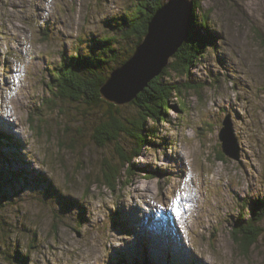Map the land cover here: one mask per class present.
<instances>
[{
	"label": "rangeland",
	"instance_id": "1",
	"mask_svg": "<svg viewBox=\"0 0 264 264\" xmlns=\"http://www.w3.org/2000/svg\"><path fill=\"white\" fill-rule=\"evenodd\" d=\"M146 1L0 0V128L23 148L4 146L16 158L0 167L24 176L0 183V264H20L6 260L17 249L28 264H110L119 255L131 264H264V220L249 249L233 235L237 221L250 218L251 202L264 201V0H200L216 47L189 77H164L197 87L173 96L170 122L155 125L139 157L126 133L101 146L107 104L102 110L55 97L63 54L121 39L116 23ZM135 103L115 106L133 119L142 113ZM226 118L238 161L220 160ZM123 148L132 157L125 167ZM112 164L123 169L117 192L104 182ZM132 165L133 175L125 172Z\"/></svg>",
	"mask_w": 264,
	"mask_h": 264
},
{
	"label": "trees",
	"instance_id": "2",
	"mask_svg": "<svg viewBox=\"0 0 264 264\" xmlns=\"http://www.w3.org/2000/svg\"><path fill=\"white\" fill-rule=\"evenodd\" d=\"M193 2L195 5V13L192 18L187 41L180 47L178 53L174 55L175 63L168 65L161 75L152 80L145 91L140 93L137 100L134 101L142 110L138 118L124 119L120 115L122 114L120 108H116L114 104L107 103L102 99L100 89L114 69L126 63L134 53L135 48L143 41L147 34L149 22L165 3V0H147L145 6L139 5L140 7L136 11L128 13L129 16L126 14L122 19H119V22L116 24L120 26L121 39L116 37L111 39L109 37H103L100 40L92 42L85 54L81 51H76L74 56L71 57L63 54L62 61L56 68V74L52 79L51 87L57 90L55 97L70 102L85 103L88 106L102 110L104 103L109 106L102 113L101 133L104 136L100 140L101 146L117 142L120 140L119 136L122 133H126L136 140L135 146L131 149L133 157L141 156L143 148L149 141L148 138L155 137V125L160 122H170L169 113L172 109L170 102L173 96L175 95L180 98L183 90L196 89L197 86L191 85L190 81H187L184 86L183 84L164 83V77L171 76V71L189 77L192 65L204 58L211 46L216 47L217 36L210 29L209 25L210 13H199L201 7L200 0H193ZM120 41L124 42L123 47L120 46ZM182 106L185 107L186 103L183 102ZM148 121H153V126H149ZM146 132L151 133V135H148ZM18 141L20 140L14 135H10L0 128V164L6 163L7 160L10 162V157L16 158L14 154H7L5 151H2V148L4 146L11 147L13 152L15 149L19 150L22 146ZM129 151L130 149L125 150L123 148L122 153L120 152V159L123 161L124 167L132 160V157L129 156ZM218 152L222 158L220 160L224 161L225 154L222 150H218ZM133 169L134 165L130 168L128 167L125 172L130 171L131 175H133ZM1 170L3 169L0 167ZM122 170V168L118 169L112 164L108 165L105 171V185L112 191L117 192L119 183L123 178ZM17 179L22 181L24 180V176L22 174L19 175L16 170H12L11 172L3 170V172H0V183H6L8 181L7 185H11L13 183L12 180ZM35 181L48 184L49 187L46 185V189H54L47 180L36 179ZM52 192L60 196V193L56 189ZM59 199L66 201L65 205H73L72 201L67 200L62 195ZM251 208L253 209L250 218L244 220L242 217L239 219L233 231L236 242H241L246 249L255 245L261 235L260 229L257 228L258 224L264 220V210H262L264 209V201L262 199L252 201ZM116 215H114L115 218ZM36 242V237H34L33 243ZM31 248L37 249L35 246H31ZM7 256L8 258L6 260L9 262L17 260L20 264H28L31 261V257L28 254H23L18 249L14 252V255L7 254ZM110 264L131 263L128 259L119 255ZM134 264L153 263L150 260L141 263L137 259Z\"/></svg>",
	"mask_w": 264,
	"mask_h": 264
},
{
	"label": "water",
	"instance_id": "3",
	"mask_svg": "<svg viewBox=\"0 0 264 264\" xmlns=\"http://www.w3.org/2000/svg\"><path fill=\"white\" fill-rule=\"evenodd\" d=\"M195 13L193 0H170L148 24L147 34L126 63L116 68L100 89L102 99L117 106L137 100L149 83L160 76L170 59L186 43ZM222 152L240 160L238 140L230 118L220 130Z\"/></svg>",
	"mask_w": 264,
	"mask_h": 264
},
{
	"label": "bare ground",
	"instance_id": "4",
	"mask_svg": "<svg viewBox=\"0 0 264 264\" xmlns=\"http://www.w3.org/2000/svg\"><path fill=\"white\" fill-rule=\"evenodd\" d=\"M191 22H192V20H191ZM191 25V24H190ZM26 163V162H25Z\"/></svg>",
	"mask_w": 264,
	"mask_h": 264
}]
</instances>
